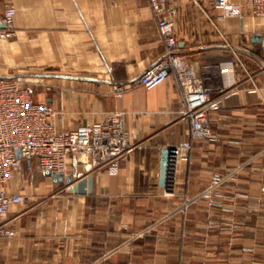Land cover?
Instances as JSON below:
<instances>
[{
    "label": "crops",
    "instance_id": "obj_1",
    "mask_svg": "<svg viewBox=\"0 0 264 264\" xmlns=\"http://www.w3.org/2000/svg\"><path fill=\"white\" fill-rule=\"evenodd\" d=\"M217 4L167 1L194 74L205 63L234 67L220 79L236 93L209 112L203 139L179 117L173 74L149 90L134 82L164 51L148 0H0V19L15 9V36L0 40V75L46 79L31 94L52 104L62 131L118 112L142 144L91 171L85 194L45 175L33 184L26 176L36 160L22 159L7 189L26 200L9 208L13 235H0V264H264V51L252 39L264 18L243 7L219 19ZM115 83L129 87L116 96ZM186 142L169 184L167 148ZM214 173L225 180L211 200L200 197Z\"/></svg>",
    "mask_w": 264,
    "mask_h": 264
},
{
    "label": "built area",
    "instance_id": "obj_2",
    "mask_svg": "<svg viewBox=\"0 0 264 264\" xmlns=\"http://www.w3.org/2000/svg\"><path fill=\"white\" fill-rule=\"evenodd\" d=\"M167 1L148 0L164 51L162 57L140 73L134 82L149 90L173 74L182 93L180 119L188 121L192 138L208 139L211 138L209 112L218 110L227 97L236 93L232 83L223 84L220 79L225 72H233L234 67L232 64L228 67L205 63L200 67L201 74H194L180 52L174 33L173 16L177 9L167 6ZM217 5L222 10L219 19L241 15L243 7L250 15L264 18V0H241L236 3L218 0ZM14 16L15 9L7 7L0 19V40L14 35ZM261 70L264 71V64ZM41 81L40 77L31 78L21 74L0 75V235H13V230L7 227L9 208L26 200L23 195L7 189L22 159L34 158L42 171L63 176L75 173L79 179L95 169L117 165L124 156L142 147L122 128L118 112L108 113L102 121L74 130L58 129L54 124L57 115L55 108L49 102L35 101L27 85ZM128 87L127 84L115 83L112 85L113 93L120 96ZM190 147V143L186 142L167 148L166 177L169 184L172 183L181 153L189 151ZM71 163L75 171L70 168ZM224 180L225 177L214 173L209 187L200 197L211 200Z\"/></svg>",
    "mask_w": 264,
    "mask_h": 264
},
{
    "label": "water",
    "instance_id": "obj_3",
    "mask_svg": "<svg viewBox=\"0 0 264 264\" xmlns=\"http://www.w3.org/2000/svg\"><path fill=\"white\" fill-rule=\"evenodd\" d=\"M253 41L261 43L264 51V33H258L253 35ZM172 154V151H170ZM17 156L20 158V154L16 151ZM170 170V169H169ZM44 175L51 178L54 183L65 184L68 189L76 194L91 193L92 191V177L87 175L85 177L76 179V174L63 176L60 173H50L49 171H44Z\"/></svg>",
    "mask_w": 264,
    "mask_h": 264
},
{
    "label": "rangeland",
    "instance_id": "obj_4",
    "mask_svg": "<svg viewBox=\"0 0 264 264\" xmlns=\"http://www.w3.org/2000/svg\"><path fill=\"white\" fill-rule=\"evenodd\" d=\"M13 30H14V28H13ZM14 36H15V31H14V35L12 37L8 38L7 40L12 39ZM24 76L28 77L27 75H24ZM40 79L43 80V81H41L42 83H37V84L29 83L27 85L29 87H31V88H33V87L41 88L42 86H44L46 79H43V77H40ZM19 173L21 174V170L19 171ZM27 175L28 176H26V177H29L33 184L37 183V181L39 179H43L44 178V172L42 170H40L38 167H36V166L33 167Z\"/></svg>",
    "mask_w": 264,
    "mask_h": 264
},
{
    "label": "bare ground",
    "instance_id": "obj_5",
    "mask_svg": "<svg viewBox=\"0 0 264 264\" xmlns=\"http://www.w3.org/2000/svg\"><path fill=\"white\" fill-rule=\"evenodd\" d=\"M31 78H37V77H31Z\"/></svg>",
    "mask_w": 264,
    "mask_h": 264
}]
</instances>
